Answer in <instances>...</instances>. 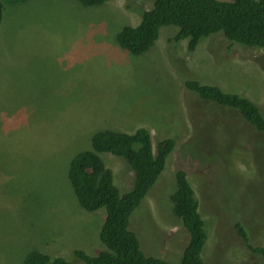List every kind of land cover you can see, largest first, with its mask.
Masks as SVG:
<instances>
[{
    "label": "rangeland",
    "instance_id": "1",
    "mask_svg": "<svg viewBox=\"0 0 264 264\" xmlns=\"http://www.w3.org/2000/svg\"><path fill=\"white\" fill-rule=\"evenodd\" d=\"M130 5L150 10L153 2L5 5L11 13L0 24V264H24L31 250L79 264L76 250H106L99 238L106 209L84 211L68 170L96 132L140 128L149 130L155 149L164 139L176 142L131 219L144 251L182 264L188 233L171 196L176 165L184 164L208 235L205 264H261L234 224H243L252 245L264 246V134L237 111L200 99L185 80L244 96L264 114V49L214 35L189 53L187 39L174 41L178 29L164 27L148 52L133 55L116 40L123 27L141 22ZM101 157L121 193L129 192L135 173L128 163Z\"/></svg>",
    "mask_w": 264,
    "mask_h": 264
},
{
    "label": "trees",
    "instance_id": "2",
    "mask_svg": "<svg viewBox=\"0 0 264 264\" xmlns=\"http://www.w3.org/2000/svg\"><path fill=\"white\" fill-rule=\"evenodd\" d=\"M27 1L0 0V24L11 13H4L5 5ZM78 1L84 7H95L113 0ZM147 1L153 2L150 10L128 6L131 11L139 12L141 22L136 27H123L116 36L118 44L133 55L148 52L164 27H176L178 32L174 41L187 39L190 53H195L198 45L214 35L223 36L232 46L264 49V0ZM185 81L188 89L200 99L237 111L245 122L264 134V114L252 100L226 93L217 85L202 84L194 79ZM175 146L174 140L164 139L155 149L151 133L145 128L133 134L105 129L92 136L91 149L74 156L68 177L80 206L88 213L106 209L105 221L99 232L106 250L96 256L76 250L79 264H172L144 251L142 242L131 228V219L165 170ZM102 154H112L125 160L134 171V185L129 192L121 193L115 184L114 173L104 163ZM175 177L177 186L171 196L173 210L188 233L182 264H205L202 253L208 235L184 164L176 165ZM234 227L246 248L264 264V246L251 244L242 223L236 222ZM24 264L76 263L31 250L25 256Z\"/></svg>",
    "mask_w": 264,
    "mask_h": 264
},
{
    "label": "bare ground",
    "instance_id": "3",
    "mask_svg": "<svg viewBox=\"0 0 264 264\" xmlns=\"http://www.w3.org/2000/svg\"><path fill=\"white\" fill-rule=\"evenodd\" d=\"M30 215V214H29ZM27 216V215H26ZM25 217V216H24ZM36 226V225H35ZM183 233V232H182ZM104 246V245H103Z\"/></svg>",
    "mask_w": 264,
    "mask_h": 264
},
{
    "label": "clouds",
    "instance_id": "4",
    "mask_svg": "<svg viewBox=\"0 0 264 264\" xmlns=\"http://www.w3.org/2000/svg\"><path fill=\"white\" fill-rule=\"evenodd\" d=\"M189 43V42H188ZM189 52V51H188ZM190 53V52H189ZM200 82V81H199ZM255 103V102H254ZM136 132V131H135Z\"/></svg>",
    "mask_w": 264,
    "mask_h": 264
}]
</instances>
